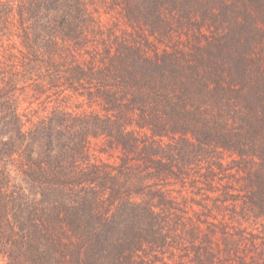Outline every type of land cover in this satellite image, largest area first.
Returning a JSON list of instances; mask_svg holds the SVG:
<instances>
[{
  "label": "trees",
  "instance_id": "obj_1",
  "mask_svg": "<svg viewBox=\"0 0 264 264\" xmlns=\"http://www.w3.org/2000/svg\"><path fill=\"white\" fill-rule=\"evenodd\" d=\"M113 1L129 22L145 26L149 34L137 37L135 30H123L116 35L122 26L118 23L111 36L100 39L105 32L95 14L107 0H0V37L6 35L1 17L14 11L24 48L23 60L14 55L12 63L6 57L0 62V162L5 164L0 168V236L1 226L7 225L13 235L6 243L17 249L8 254V264H168L165 248L173 244L175 251L179 249L174 240L180 235L174 229H183L185 223L177 204L167 202L166 186L179 179L176 170L181 169L160 141L171 134V125L177 134L196 137L208 128L201 120L207 113L190 98L194 94H188V88L200 86L198 79L209 71L223 43L157 50L150 37L163 30L177 33L170 30L172 21L182 29L181 21L189 22L182 14L185 0ZM182 61L179 71L175 64ZM220 77L210 74L204 80L215 85ZM16 81L32 93L29 111L22 112L8 96L17 88ZM68 89L74 91L70 101L82 102L65 110L58 103ZM54 96L57 106L46 114ZM35 103L43 108L42 114L32 113ZM244 120L242 134L254 128L256 115L249 116L251 124ZM145 129L151 137L143 134ZM97 138L123 153L119 164L95 162L91 141ZM249 143L258 153V146ZM257 187L260 195L248 201L259 207L264 180ZM169 211L176 214L168 218ZM213 224L208 221L209 233L214 234L218 227ZM227 229L224 248L216 253L227 256L215 259L200 243L198 251H205L207 258L189 264L240 259L229 243L237 235L246 244L247 230L235 225Z\"/></svg>",
  "mask_w": 264,
  "mask_h": 264
},
{
  "label": "rangeland",
  "instance_id": "obj_2",
  "mask_svg": "<svg viewBox=\"0 0 264 264\" xmlns=\"http://www.w3.org/2000/svg\"><path fill=\"white\" fill-rule=\"evenodd\" d=\"M107 2L108 5H104L99 13L95 14L96 20L102 22L105 32L104 36L98 35L100 39L111 36L110 32L117 29L115 27L118 23L122 26L116 31V35H121L123 30H135L137 34L140 33L137 37H146L149 34V29L145 26L129 22L125 11H121L116 2ZM95 7L92 6L91 10L97 9ZM181 8L182 14L189 22L182 20V29L172 21L170 30H178L177 33L171 32V35H168V31L163 30L161 34L156 33V36L150 37L157 50L176 46L185 48L186 43L210 48L209 45L216 44L217 41L223 43H220L223 48L208 64L209 71H204L202 78L198 79L200 86L188 88V94H194L190 98L198 100V108L207 113L204 115L203 112L201 118L202 121H207L208 128L202 130L204 134L199 137L190 133L177 134L174 131L176 126L171 125L168 128L171 134L160 141L168 156H175V162L180 164L181 170L175 169L180 172L179 179L169 180V185L166 186L170 190L167 202L177 204V208L182 210L181 217L185 223L183 229H174L180 235L174 243L176 245L177 242L180 250L183 247L182 256H176L179 249L175 251L171 244L165 248V261L168 264L178 261L189 264L197 258L196 263H199L207 258L205 251H198L199 247L202 248L200 245L204 244L212 251L215 259L227 256L226 253H216L218 247L224 248L228 236L223 237V233L227 235V227L235 225L236 228L247 230L243 234L246 244L237 235L233 237V242L229 238L230 249L233 244L240 254V259L231 256L232 261L227 260V264H240L241 261L246 264H264V197L260 198L259 203L262 206L259 207L248 201L251 195H260L257 185L262 186L264 180V0H185ZM10 11L11 9H8L6 13L10 14ZM13 12L1 17V26L5 28L6 35L0 37V62H6L3 59L6 57L8 63H12L15 60L14 55L23 60L20 19L19 15ZM175 13L172 16L177 19L176 15L179 14ZM134 14L137 15L138 11ZM180 29L182 31H179ZM182 62V65L178 62L175 64L179 71L183 68L184 61ZM210 74L221 76L218 84L204 80ZM16 85L17 88L8 93V96L16 100L22 112L29 111V97L32 93L29 95L30 91L26 90L21 82L16 81ZM175 86V83H170L171 88L178 90ZM73 92L70 89L65 91L58 106L66 110L68 107L75 109L81 105L82 101H70ZM55 98L54 96L49 99V109L44 111L46 114L57 106ZM33 109V114L43 113L39 104L35 103ZM249 109H252L251 114L256 115L253 125L249 120ZM241 112L246 113L245 116L240 117ZM244 119L254 128L242 134L240 126H245ZM200 126L196 130L199 131ZM144 133L151 137L148 129L143 130ZM249 141L258 146V153H253L248 145ZM110 147L106 139H92L91 150L95 154L94 157H98V160L94 159L95 162L102 159L105 163L119 164V157L123 153ZM1 167H5L3 162H0ZM258 177H261L260 180ZM120 183L122 184V181ZM173 212L169 211L168 218ZM200 220L207 223H201ZM212 220L213 225L218 227L214 234L209 233L208 221ZM1 227L3 235L0 236V264H8V254L16 252L17 249L6 243L11 239L13 230H9L5 224ZM10 227L14 229V224L12 226L11 223ZM232 254L230 252V255ZM211 260H205L204 264H210Z\"/></svg>",
  "mask_w": 264,
  "mask_h": 264
}]
</instances>
